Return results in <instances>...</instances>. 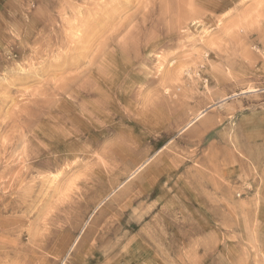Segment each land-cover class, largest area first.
<instances>
[{
  "label": "rangeland",
  "instance_id": "obj_1",
  "mask_svg": "<svg viewBox=\"0 0 264 264\" xmlns=\"http://www.w3.org/2000/svg\"><path fill=\"white\" fill-rule=\"evenodd\" d=\"M147 1L0 0V264H264V0Z\"/></svg>",
  "mask_w": 264,
  "mask_h": 264
},
{
  "label": "bare ground",
  "instance_id": "obj_2",
  "mask_svg": "<svg viewBox=\"0 0 264 264\" xmlns=\"http://www.w3.org/2000/svg\"><path fill=\"white\" fill-rule=\"evenodd\" d=\"M113 1H114V0H113ZM118 1H120V0H118ZM149 1H150V0H149ZM149 1H147L148 4H149ZM160 1L162 2V0H160ZM90 2H91V1H90ZM125 2H127V1H125ZM111 3H112V2H111ZM111 3L109 4V6L111 5ZM128 3H130V2H128ZM166 3H167V2H166ZM166 3H165V4H166ZM74 4H75V3H74ZM90 4H91V3H90ZM102 4H103V3H102ZM148 4H147V5H148ZM107 5H108V4H107ZM112 5H113V4H112ZM161 5H162V4H161ZM166 5H167V4H166ZM193 5H194V4H193ZM89 6L91 7V5H89ZM92 6H95V5L93 4ZM109 6H107V7H109ZM122 6H123V5H122ZM198 6H199V5H198ZM86 7H87V6H86ZM105 7H106V6H105ZM110 7L112 8V6H110ZM110 7H109V9H110ZM123 7H124V6H123ZM123 7H122V8H123ZM140 7H142V6H140ZM152 7H153V6H152ZM163 7H164V6H163ZM91 8H92V7H91ZM94 8H95V7H94ZM114 8H115V7H114ZM114 8H112V9H114ZM165 8H166V7H165ZM194 8H195V6H194ZM89 9H90V8H89ZM97 9H98V8H97ZM101 9H102V8H101ZM139 10H140V8H139ZM142 10H143V9H142ZM102 11L104 12V10H102ZM112 11H117V10H112ZM120 11H121V10H120ZM143 11H144V10H143ZM182 11H183V10H182ZM182 11H181V12H182ZM139 12H140V11H139ZM197 12H198V11H197ZM203 12H204V11H202V13H203ZM205 12H206V11H205ZM205 12H204V13H205ZM106 13H107V11H106ZM155 13H156V12H155ZM97 14H98V13H97ZM104 14H105V12H104ZM113 14H114V12H113ZM115 14H116V12H115ZM117 14H119V13H117ZM195 14H196V13H195ZM195 14H193V16H194ZM85 15H86V14H85ZM98 15H100V11H99V14H98ZM98 15H97V17H99ZM139 15H140V14H139ZM181 15H182V14H181ZM196 15H197V14H196ZM82 16H83V15H82ZM86 16H87V15H86ZM90 16H91V15H90ZM92 16H93V18H95L94 15H92ZM106 16H107V15H106ZM109 16H110V15H109ZM198 16H200V15H198ZM198 16H197V17H198ZM201 16H202V15H201ZM87 17L89 18V16H87ZM102 17H103V16H102ZM113 17H114V16H113ZM140 17H141V16H140ZM185 17H186V16H185ZM197 17L195 16V18H197ZM93 18H92V19H93ZM74 19H75V18H74ZM85 19H86V18H85ZM90 19H91V18H90ZM103 19H104V18H103ZM141 19H142V18H141ZM86 20H88V19H86ZM110 20H111V19H110ZM84 21H85V20H84ZM105 21H106V20H105ZM81 22H82V21H81ZM106 22H107V21H106ZM92 23H93V22H92ZM101 23H102V22H101ZM101 23H100V24H101ZM107 23H109V22H107ZM107 23H106V24H107ZM184 23H185V22H184ZM84 24H87V23H84ZM88 24H89V23H88ZM88 24H87V26H88ZM95 24H96V23H95ZM98 24H99V23H98ZM92 25H93V24H92ZM92 25H91V26H92ZM68 26H69V25H68ZM84 26H86V25H84ZM101 26H102V25H101ZM101 26H100V27H101ZM69 27H70V26H69ZM74 27H75V25H74ZM76 27H77V26H76ZM95 27H96V26H94V28H95ZM71 28H72V27H71ZM84 28H85V27H84ZM72 29H73V28H72ZM72 29H71V30H72ZM78 29H79V28H78ZM92 29H93V28H92ZM185 29H186V28H185ZM86 30H87V29H86ZM73 31H74V30H73ZM96 31H97V30H96ZM109 31H110V30H109ZM75 32H78V30L75 31ZM87 32H88V31H87ZM79 33H80V32H79ZM75 34H76V33H75ZM82 34H83V33H82ZM104 35H106V34L104 33ZM89 36H90V35H89ZM93 36H94V33H93ZM102 36H103V35H102ZM80 37H81V35H80ZM99 37H101V35H100ZM103 37H104V36H103ZM103 37H101V38L103 39ZM70 38H72V37H70ZM87 38H89V37H87ZM101 38H100V39H101ZM76 39H77V38H76ZM79 39H80V38H79ZM79 39H78V40H79ZM93 39H94V38H93ZM147 39H148V38H147ZM88 40H90V39H88ZM88 40H87V42H88ZM71 41H72V40H71ZM76 41H77V40H76ZM66 42H67V41H66ZM79 42H80V41H79ZM79 42H78V43H79ZM85 42H86V41H85ZM68 43H69V42H68ZM73 43H74V42H73ZM101 43H103V45H104V39H103V42H101ZM83 44H84V43H83ZM78 45H79V44H78ZM80 45H82V44L80 43ZM88 45H89V44H88ZM69 46H70V45H69ZM75 50H76V49H75ZM79 50H80V49H79ZM80 51H81V50H80ZM80 56H81V55H80ZM64 60H65V59H64ZM77 62H78V61H77ZM63 66H64V65H63ZM56 80H57V79H56ZM110 80H111V79H110ZM200 115H201V113L198 114V115L195 117V119L198 118ZM192 119H193V118H192ZM192 119H191V120H192ZM191 120H190V121H191ZM203 123H204V122H203ZM202 125H203V124H202ZM211 156H212V155H211ZM76 161H77V160H76ZM47 164H48V163H47ZM140 166H141V165H140ZM132 174H133V173H132ZM114 189H115V188H114ZM27 193H28V192H27ZM105 262H106V261H105Z\"/></svg>",
  "mask_w": 264,
  "mask_h": 264
}]
</instances>
